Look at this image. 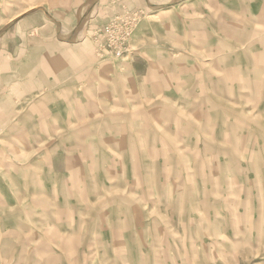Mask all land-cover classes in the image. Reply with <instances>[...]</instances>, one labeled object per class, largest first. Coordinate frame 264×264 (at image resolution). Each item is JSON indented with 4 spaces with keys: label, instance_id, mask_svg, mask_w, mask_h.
<instances>
[{
    "label": "rangeland",
    "instance_id": "rangeland-1",
    "mask_svg": "<svg viewBox=\"0 0 264 264\" xmlns=\"http://www.w3.org/2000/svg\"><path fill=\"white\" fill-rule=\"evenodd\" d=\"M0 264H264V0H0Z\"/></svg>",
    "mask_w": 264,
    "mask_h": 264
},
{
    "label": "built area",
    "instance_id": "built-area-1",
    "mask_svg": "<svg viewBox=\"0 0 264 264\" xmlns=\"http://www.w3.org/2000/svg\"><path fill=\"white\" fill-rule=\"evenodd\" d=\"M137 19V18H136ZM129 32H127V36H123L122 44L128 39ZM124 45V44H123Z\"/></svg>",
    "mask_w": 264,
    "mask_h": 264
},
{
    "label": "crops",
    "instance_id": "crops-1",
    "mask_svg": "<svg viewBox=\"0 0 264 264\" xmlns=\"http://www.w3.org/2000/svg\"><path fill=\"white\" fill-rule=\"evenodd\" d=\"M22 15V14H21ZM21 15L17 16V17H20ZM78 32L75 31V34L73 37H75V35L77 34ZM63 34V32H60V39H68V38H61V35Z\"/></svg>",
    "mask_w": 264,
    "mask_h": 264
}]
</instances>
